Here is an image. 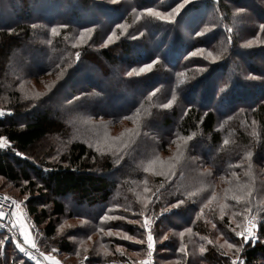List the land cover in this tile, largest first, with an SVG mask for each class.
<instances>
[{"label":"trees","instance_id":"obj_1","mask_svg":"<svg viewBox=\"0 0 264 264\" xmlns=\"http://www.w3.org/2000/svg\"><path fill=\"white\" fill-rule=\"evenodd\" d=\"M40 1L0 0V111L10 112L0 117V178L32 186L28 172L32 171L53 197L51 216L29 202L27 214L34 225H44L45 236L54 238L53 217L64 214L56 199L73 197L89 208L86 211L100 207L83 213L93 225L82 226L76 243L59 239L57 252L85 258V264H135L143 259L146 243H131L124 236L145 242V222L155 240L154 264H232L238 250L239 264H264V67L253 62L264 59V0H189L178 14L163 20L147 9L167 14L178 0ZM70 1L73 6L65 9ZM15 2L18 14L10 20L4 8L13 12ZM43 3L51 8L43 11ZM90 8L102 9L104 19L93 15V21L82 22L81 13ZM75 29L93 39L75 43ZM109 33L113 39L104 45ZM201 49L214 52V61L202 55L192 59L191 53ZM151 63L149 72L132 81L142 87L139 95L117 110L99 112L112 116L146 111L151 121L146 133L154 134L162 150L168 153L173 147L166 146L170 138L181 141L172 168L154 174L140 169L139 156L153 148L145 132L134 141L131 138L118 155L122 160L116 168L110 155L99 156L76 140L65 142L57 155L50 146L47 157L38 163L20 157L46 137L65 139L68 131L60 114H53V106H43V96L35 100L22 95L17 81H12L10 64L21 72L27 70L26 64H33L40 74L54 71L58 78L53 81L57 84L60 77L62 86L66 72L89 64L99 75L108 74L87 82L97 104L114 89L100 88L112 74L117 72L119 80L128 83L127 74ZM154 87L156 94L151 97L148 93ZM196 94L200 104H189L186 98ZM165 100L171 102V112L158 105ZM39 106L43 109L37 110ZM115 169L118 179L93 173ZM249 191L246 200L233 198ZM109 207L116 209L106 213ZM105 213L108 218L101 219ZM247 217L257 223L256 238L242 245L244 237L237 233L244 232ZM109 231L118 233L105 236ZM0 264H28L3 243L2 235Z\"/></svg>","mask_w":264,"mask_h":264},{"label":"rangeland","instance_id":"obj_2","mask_svg":"<svg viewBox=\"0 0 264 264\" xmlns=\"http://www.w3.org/2000/svg\"><path fill=\"white\" fill-rule=\"evenodd\" d=\"M42 1L43 0H41L40 3H42ZM119 1L121 0H116V3ZM72 2L73 1H70L69 4L67 2L66 5L64 6L62 5V6L65 7V9H70L73 6ZM240 2L247 3L245 0H240ZM12 6L13 8L11 9L13 10V12L11 10H8L7 8H4V10H7V12L9 11V14L6 15L7 18H10V16H15L16 14H18L19 5L17 4V2L12 4ZM47 8L50 9L51 5L50 4L45 5L43 3L42 6L43 11H45ZM101 11L102 9L100 8H90L86 11H83L80 16L82 17L81 21L82 22L93 21L92 20L93 15H95L98 18V20L100 19L103 20L104 12L102 11L103 13H101ZM4 19H6V17H4ZM0 21L3 22V19H0ZM57 31L58 30L55 29V32L53 31L51 32L57 33ZM109 35H111V33H109L106 39L104 40L105 42V43L103 42L104 45L108 44L113 39L112 35L111 36ZM87 37L93 39V37L90 36L88 32L78 31L76 29L73 31V38L75 40V43H81L84 40H86ZM109 37H111V40H109ZM201 50L202 51H198V50L195 51L197 54L195 56L192 55L191 56L193 57L192 59L202 55V57L207 61L208 60L214 61L213 60V57L215 56L214 52H210L209 50H204V49ZM136 51L132 52L130 55H133ZM150 51L151 50L147 49V52ZM209 53H212V55L210 56ZM93 56L95 57V55H92V57ZM253 62L254 63L260 62V66L264 67V59L261 57L255 59ZM114 63L116 64L117 60H115ZM147 65L150 66L149 67L142 66V68H138L137 71L135 70L127 74V77L131 79L128 83L119 80V77L117 76V72L112 74L111 80L107 84H101L100 88L101 90L102 88H104L103 90H107L108 88L111 87H113L114 89L110 93L108 92L110 95L106 99H104L105 94H103L100 97L101 100L99 101V103L96 104L93 101V99L96 96H94V92H89V90L87 89V87L89 86L87 82L88 81L96 82L98 81V79L107 78L108 74H106L105 76L99 75L95 67H91L89 66V64L84 65L85 66L84 69L78 70L77 72H73L72 74H70V72H68L69 74H67L66 72L65 74L66 77L68 76V79L66 80V84L63 86L61 85L62 80L60 77H59V82L57 84L53 81V78L54 79L58 78L56 75H54L55 74L54 71L53 72L49 71L48 73L40 74L36 71L33 64L31 65L26 64L25 68H27V70L21 72V70L19 69L16 70L18 67L17 65L10 64V69L13 74L12 81L13 82L17 81L18 86L16 88L23 93L21 94L24 95V97L29 96L30 98L32 97L35 100H37L38 97L43 96L46 99L42 101L43 106L47 108H51V106H53L52 107L53 114L54 113H58V115L60 114V119L62 120V124L65 125L68 131L67 134H64V136L66 137L65 139L63 138V136L58 137L56 139L55 137L54 138L46 137L40 143L36 144V146L31 148V150L27 154L21 155L20 157L25 158L26 160L30 161L32 164H34L35 162L38 163L40 162L41 159L45 158V156L47 157L48 155L47 148L49 149L50 146H52V148L53 146L55 147L54 151L56 152L57 155V152L63 150L65 142L76 140L86 144L93 151H97L96 153L99 156L110 155L114 159L113 165L116 168L117 162H119V160H122V158H118V155L123 151V149L129 143L131 138L134 141L136 138L140 137L141 132H145L147 136L146 140L153 142V144L151 145V147L153 148L148 149L146 153H144L142 156H139L140 158L139 162L141 165L140 169L145 172H150L154 174V173L166 171L167 168L168 169L172 168L173 167L172 161H174L176 153L179 151L181 141H177L176 143H174L176 140L173 141V139L175 138H170V142L166 140V144H167L166 146L170 145L171 147L172 146L173 147L168 149V153L162 150V146H159L157 142L154 141L155 140V137L153 136L154 134L146 133L148 125L151 123V121L148 122V116L146 114L147 113L146 111L140 112V111H135L136 110L135 109L134 111L132 112L130 111L125 115H112V116L102 114L103 112L102 113L99 112V110L103 111L108 108H111L112 110H117L118 108H121L122 106L129 104L132 98L139 95L142 87L135 86V83L132 81H134L135 78L143 77V75L146 72H149L151 70L153 64L151 63ZM111 69L113 71V66L111 67ZM141 69L144 70L142 71ZM116 71H118L117 67H116ZM183 78H185V76H183ZM46 79L51 80L52 81L51 84H45L43 81H45ZM218 80H219L218 77L214 78V81L216 83ZM144 90H149V89L143 88V91ZM156 90H157L156 88L152 89L148 94H150V96L152 97L154 96V94H156L155 93ZM48 94L51 95L52 98ZM197 96L194 97L193 95L189 96L186 98V101H189L188 102L189 104H195L198 106L200 103H199V96L198 99H196ZM114 98H115V103H113ZM158 105L162 107V110L171 112L170 111L171 102L169 100H165L164 102H161ZM165 105L167 106L165 107ZM42 109H43L42 106H39L37 108V110H42ZM0 112H2L3 115H5V111H0ZM37 112L40 113L41 111H37ZM3 115H0V117H2ZM51 116L53 117V115ZM24 120H25L24 117L19 119L20 122ZM155 127L158 129V131H162V128L158 124L155 125ZM2 145H4V147L8 146L7 142L4 141H2ZM48 157H51V153L49 154ZM192 157L194 158V156ZM167 160L169 161V163H167ZM50 161H53V159H50ZM28 172L31 178L30 183H33L32 186H30V184H28L25 181H21L18 183H9L6 180L0 178V193L3 196H5L7 199H10L13 203L18 204L19 208L23 211V214L25 215L27 223L30 227L31 236L34 240V243L39 248L47 250V252L58 253L57 242L59 241V239L69 241L71 243H76L77 242L76 237L81 236V234H78V236H76L77 232L83 231V228H85L82 226H86V228L88 229L93 225L83 215V213L85 214L91 211H95L100 206L94 204L95 206L92 207L93 208L92 210L86 211L89 208H85L84 205L81 206L80 202L75 200L73 197L56 199L58 203H61L63 205L64 214L62 217H59L57 219L53 217V219L56 222L55 236L54 238H47L42 229L44 225L42 226L34 225L33 220L31 219V217H29L27 211L29 208V202L34 201V205L37 206L39 211L44 210L47 213V215L51 216L53 211L52 208L53 197L50 196V194L47 191L43 190V185L36 179L34 173L32 171H28ZM93 173L95 175H99V176L102 175L110 179H118L119 170L117 171L115 169L114 172L107 174H103V172H100L98 170ZM115 209H116L115 207H109L106 209V213L108 211ZM80 212H82V214H80ZM106 213L101 219L104 218V220H106L105 218H108L105 216ZM252 217H247L244 221V224L246 225L247 223H252L253 225L254 224L256 225L257 223L254 221ZM147 225L148 227L145 228V236H146L145 242L130 240L124 236V239H126V241H130L131 243H140V244L146 243L147 250L145 252V256L143 257V259H139L135 264L142 263L146 259V257L149 256V251H151V256L153 255L154 257L155 240H153V248L149 250L147 236L148 233L151 232V228L148 223ZM117 233L118 232L109 231L106 232V234L104 233V235L109 237V236L117 235ZM254 236L256 238V235ZM244 242L245 240L243 239L242 245H244ZM248 242L250 243V241H247V243ZM60 255H61L60 259H63L64 264H78L79 261L78 257H68L62 254ZM81 259L83 260L85 258H81ZM157 261L159 260H156V262ZM233 261H236V264H239V262L242 261V258L240 257V250H238L236 254L233 256L232 264Z\"/></svg>","mask_w":264,"mask_h":264},{"label":"built area","instance_id":"obj_3","mask_svg":"<svg viewBox=\"0 0 264 264\" xmlns=\"http://www.w3.org/2000/svg\"><path fill=\"white\" fill-rule=\"evenodd\" d=\"M5 114H10V112L5 111ZM0 212L4 213V216L0 217V235L3 237V243L10 244L22 261H25L28 264H37V261H39V264H64L63 259H60V253L43 251L34 243L26 217L23 214V211L19 208L18 204L13 203L10 199L0 195ZM244 232L245 234L253 232L255 235L253 224L247 223L245 225ZM25 235L28 238V243L26 244L24 243ZM18 245L25 247L27 249V254L21 252ZM32 245H35V247ZM78 264H85V262L83 260H79ZM140 264H154L153 255L147 256Z\"/></svg>","mask_w":264,"mask_h":264},{"label":"snow or ice","instance_id":"obj_4","mask_svg":"<svg viewBox=\"0 0 264 264\" xmlns=\"http://www.w3.org/2000/svg\"><path fill=\"white\" fill-rule=\"evenodd\" d=\"M189 2V0H182V2H180V0H178L177 2V6L175 8L172 9L171 12H168L167 14L163 13V12H155L153 11L152 9H147V11L149 12V14L151 15H154L160 19H171L175 14H178L181 9L185 8V5ZM261 28L264 29V25H261ZM53 32H55V29L52 30ZM109 40H111V37H109ZM198 51H202V50H198ZM197 53L196 52H193L191 53V55L195 56ZM209 55L211 56L212 53H209ZM77 57H79V53L77 54ZM150 65H146L145 67H149ZM142 71L144 69H141ZM167 105H165L166 107ZM0 115H3L2 112H0ZM251 196V192L249 191L248 193H246V195L244 196H234L233 198L237 200V202H240V200L244 199L246 200L247 197H250ZM180 203H183V201H180ZM246 211H250V209H246ZM4 216V213L3 212H0V217H3ZM145 228L148 227L147 225V222L145 223L144 225ZM253 227H255V225H253ZM188 231H191V229H188ZM181 237H183L184 233L181 232L180 233ZM238 236H243L244 237V240H245V243H247V241L249 239H255V236L249 232L248 234H245V232H239L237 233ZM147 240H148V249L151 250L153 248V236L151 234V232L148 233V236H147ZM24 243H28V238L27 236L25 235V238H24ZM33 247H35V245H32ZM18 247L20 248V251L21 252H24L27 254V249L23 246H20L18 245ZM229 247H233L232 244H229ZM183 251V248L181 249ZM149 256H151V251H149ZM37 264H39V261H37ZM233 264H236V261H233Z\"/></svg>","mask_w":264,"mask_h":264}]
</instances>
